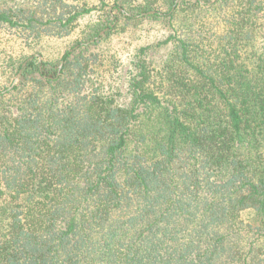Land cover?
I'll return each mask as SVG.
<instances>
[{
  "label": "trees",
  "instance_id": "1",
  "mask_svg": "<svg viewBox=\"0 0 264 264\" xmlns=\"http://www.w3.org/2000/svg\"><path fill=\"white\" fill-rule=\"evenodd\" d=\"M262 12L264 0L0 2V264H264ZM144 20L169 35L135 51L119 103L92 50ZM63 39L61 55L44 51Z\"/></svg>",
  "mask_w": 264,
  "mask_h": 264
},
{
  "label": "rangeland",
  "instance_id": "2",
  "mask_svg": "<svg viewBox=\"0 0 264 264\" xmlns=\"http://www.w3.org/2000/svg\"><path fill=\"white\" fill-rule=\"evenodd\" d=\"M19 3L20 0H0V2ZM112 0H108L111 3ZM100 13L94 10L91 15L84 17L79 24L81 29L86 23L99 19ZM206 20L210 23L205 26L214 28L221 32L224 24L216 22L207 17ZM256 35L253 45L257 52H264V12L259 14L257 20ZM124 31H117L106 39H102L100 43L93 48L92 52L98 56L93 65V78L102 81V87L107 89L109 93L116 95L119 103H126L127 96L125 93V69L129 60L135 51L143 46L153 45L156 42L166 38L169 35V30L162 23L144 20L138 26L125 28ZM103 33V32H102ZM69 40H53L44 43V51L50 56H59L68 47ZM170 47L155 50L153 49L147 57L151 67L158 68L161 66ZM241 219L245 224L255 227L258 220L252 211H244L241 213Z\"/></svg>",
  "mask_w": 264,
  "mask_h": 264
},
{
  "label": "water",
  "instance_id": "3",
  "mask_svg": "<svg viewBox=\"0 0 264 264\" xmlns=\"http://www.w3.org/2000/svg\"><path fill=\"white\" fill-rule=\"evenodd\" d=\"M18 76H16L15 81H17Z\"/></svg>",
  "mask_w": 264,
  "mask_h": 264
}]
</instances>
